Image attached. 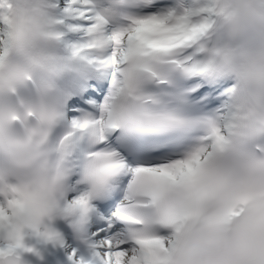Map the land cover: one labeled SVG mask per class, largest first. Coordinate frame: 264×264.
I'll return each mask as SVG.
<instances>
[{
  "label": "bare ground",
  "instance_id": "bare-ground-1",
  "mask_svg": "<svg viewBox=\"0 0 264 264\" xmlns=\"http://www.w3.org/2000/svg\"><path fill=\"white\" fill-rule=\"evenodd\" d=\"M211 0H204V2H201V4H205V7H207V14H210L211 10ZM7 7L5 9H2V18L1 22L4 26V28L7 30V18L8 13L6 11ZM211 9V10H210ZM200 12L196 14V16H191L188 19V25L191 24L193 21H197L195 17H200ZM187 29L188 27H182L177 31V37L180 41L182 37L187 35ZM7 49V48H6ZM6 52L5 47L3 48V51L0 55V63L5 58ZM246 56H248V53L245 52L242 54L241 58L239 59L237 63V54H230V59L228 62L218 70H214V72H218V79L221 83H223L225 86H236L240 91L246 92L245 90V81L244 77L251 72L250 69L252 68L249 66L246 62ZM253 62L257 64L259 70L264 69V61L261 59L253 58ZM231 63H235V66L231 65ZM253 69V68H252ZM251 79V82L256 80L255 75L249 76ZM255 77V78H254ZM260 81L264 83V77ZM260 82V84H261ZM245 90V91H244ZM250 94L256 97L257 92L253 89L250 90ZM257 99V97H256ZM259 100H262L263 102L259 103L258 100L256 102L260 104V106H264V98H261ZM3 127L0 128V133L2 131ZM214 154H218V152H215ZM210 160H213L210 159ZM6 189L0 192V245H2L0 252L2 250H11L10 252H15L22 258V264H56L57 259L54 257L53 254L50 253V250H48L45 245L35 239H30L27 235L23 234L20 229H18V226L14 223V218L9 215L10 212L15 211L14 209L17 208V200L16 198L18 195L14 194V184L12 180H9L7 184H5ZM228 193H230L233 190V187L228 182ZM249 213V208H239L236 209L231 215L227 217L228 220L232 218H236L238 215H242V217L247 216ZM184 216L183 218H185ZM184 223V219L177 222L176 230L182 229ZM256 226L261 227L262 229L256 230L254 240L258 241V248L261 247L262 243L264 242V217L259 220L256 223ZM39 243L40 247L36 248V250L31 251V247L36 246V244ZM117 248L115 249L116 254V263L117 264H125L127 260H129V257L126 259L121 258L120 255H117ZM184 255V251L181 250V252L176 256L177 260H180ZM172 260L171 262H173ZM171 264V263H169Z\"/></svg>",
  "mask_w": 264,
  "mask_h": 264
},
{
  "label": "rangeland",
  "instance_id": "rangeland-1",
  "mask_svg": "<svg viewBox=\"0 0 264 264\" xmlns=\"http://www.w3.org/2000/svg\"><path fill=\"white\" fill-rule=\"evenodd\" d=\"M3 28L2 27H0V39L2 38V35H3ZM121 255H124V254H121Z\"/></svg>",
  "mask_w": 264,
  "mask_h": 264
}]
</instances>
